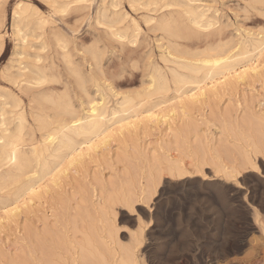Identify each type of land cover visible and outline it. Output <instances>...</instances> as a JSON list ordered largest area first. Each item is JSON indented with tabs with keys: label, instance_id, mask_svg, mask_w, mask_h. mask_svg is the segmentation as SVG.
<instances>
[{
	"label": "rangeland",
	"instance_id": "1",
	"mask_svg": "<svg viewBox=\"0 0 264 264\" xmlns=\"http://www.w3.org/2000/svg\"><path fill=\"white\" fill-rule=\"evenodd\" d=\"M18 4L28 7L23 15L26 19L19 22L12 18V10ZM187 7L208 13L211 25L192 26L185 11ZM119 29L124 35L123 42L116 40L117 36L112 33ZM263 36L264 0H178V3L176 0H103V5L101 0H1L0 109L2 106L6 112L3 116L0 113V119H5L3 126L0 125V135L3 127L14 130L17 117L22 114V141L18 147L26 154L32 156V148L40 139L45 123L50 121L47 128H51L59 118L71 119L59 112V105L67 106L73 116H82L91 100H101L105 103L107 118L115 121L124 116L119 105L122 96L136 98L138 94L137 97L147 100L146 108L156 104L153 111L160 112L156 116L141 114L136 122L130 118L113 124V131L79 162L63 164L59 174L52 178L46 175L37 194L25 190L29 185H37L31 173L22 177V181L0 177V264H103L102 259L109 261L113 257L103 242L113 245L110 234L114 230L118 231L116 241L125 242L130 230L136 229L138 219L142 218L146 230L141 252L165 263L208 257L222 242L242 237L249 216L247 201L256 200L264 193L261 167L264 163V66L256 75L229 78L227 81L232 86L218 87L217 93L196 94L184 111L181 98L176 96L173 73L187 72L182 63L226 45L234 51L246 47V52L238 56L236 67L254 61L257 51L252 49L253 43ZM36 67L44 74V78L36 81L42 82L40 86L34 80ZM19 72L25 75L18 76ZM152 75L165 76L168 89L152 92L147 98L145 90ZM14 98L20 105L13 106ZM55 101L57 106L53 104ZM113 109L119 112L110 114ZM130 120L133 124L127 123ZM172 162L184 169L183 174L169 170ZM233 164L240 169L248 165L255 175L233 178L223 171H215ZM240 182L247 189L238 190ZM111 195L119 200L113 208L105 204L106 197ZM122 196L133 206L120 202ZM173 201L181 205L184 201H199L206 208L203 239L196 242L195 250L191 244L180 247L170 243L171 216L176 211ZM13 206H18V210L8 211ZM142 210L152 214L148 225ZM122 212L129 213L130 222L122 219ZM254 232L244 237L241 250L232 255L239 264L264 262L260 246L248 254L251 246L264 243L263 238L257 243L252 241L253 236H259L258 231ZM83 234L87 239L84 240ZM82 248L87 249V254Z\"/></svg>",
	"mask_w": 264,
	"mask_h": 264
},
{
	"label": "bare ground",
	"instance_id": "2",
	"mask_svg": "<svg viewBox=\"0 0 264 264\" xmlns=\"http://www.w3.org/2000/svg\"><path fill=\"white\" fill-rule=\"evenodd\" d=\"M1 1V0H0ZM45 1V0H44ZM50 1V0H49ZM102 5H103V0ZM132 1V0H131ZM140 0H138L139 2ZM154 1V0H153ZM200 1V0H199ZM3 2V1H2ZM20 2V1H19ZM48 2V1H47ZM70 2V1H69ZM134 2V1H133ZM178 3V0H176ZM25 4L24 2H22ZM28 3V2H27ZM54 3V2H53ZM66 3V2H65ZM180 3V2H179ZM194 3V2H193ZM22 5H17L13 11V17L15 21L19 22V20H22L23 18L26 19V15H24L25 11L28 7ZM52 4V3H51ZM49 4V5H51ZM135 4V3H134ZM138 4V3H137ZM144 4V3H142ZM54 5V4H53ZM83 5V4H81ZM151 5V4H150ZM161 5V4H160ZM194 5V4H193ZM192 5V6H193ZM200 5V4H199ZM29 6V5H28ZM35 6V5H34ZM168 6V5H167ZM176 6H178L176 4ZM182 6V5H181ZM203 6V4H202ZM33 7V6H31ZM30 7V8H31ZM56 7V6H55ZM101 7V6H100ZM110 7V5H109ZM206 6H204L205 8ZM38 8V7H37ZM65 8V7H64ZM86 8V7H85ZM104 9V7H102ZM99 8V9H102ZM199 8V7H198ZM39 9V8H38ZM109 9V8H108ZM59 10V9H58ZM111 10V9H109ZM184 10V9H183ZM202 10V9H201ZM205 10V9H204ZM32 11V10H31ZM34 11V10H33ZM40 11V10H38ZM37 11V13H38ZM106 11V10H105ZM118 12V10H116ZM115 11V12H116ZM186 13L188 14V20L191 22L192 26H195L197 28H203L211 25V20L209 17L204 13V11H199L195 7H187ZM42 12V11H41ZM65 13V11H63ZM114 12V13H115ZM36 13V14H37ZM103 13V11L100 12ZM163 13V12H162ZM170 13H172L170 11ZM185 13V14H186ZM261 13V12H260ZM263 13V12H262ZM28 15V14H27ZM213 15V14H211ZM41 16V15H40ZM107 16V15H105ZM119 16V14L117 15ZM125 16V15H124ZM146 16V15H145ZM29 17V16H28ZM122 17V16H121ZM169 17V16H168ZM178 17V13H177ZM177 17L175 19H177ZM103 18V17H101ZM117 18V17H116ZM180 18V16H179ZM30 19V17H29ZM118 19V18H117ZM120 19V18H119ZM127 19V18H126ZM131 19V18H129ZM161 19V18H160ZM164 19V18H163ZM13 20V21H14ZM31 20V19H30ZM29 20V22H30ZM101 20V19H99ZM104 20V19H103ZM159 20V19H158ZM163 21V20H162ZM214 21V20H213ZM12 22V21H11ZM43 22V20H42ZM45 22V21H44ZM47 22V21H46ZM45 22V25H46ZM115 22V21H114ZM119 22V21H118ZM50 23V21L48 22ZM101 23V22H100ZM104 23V22H103ZM117 23V22H116ZM122 23H123V17H122ZM133 23V22H132ZM159 23V22H158ZM165 25V22H163ZM177 23V22H176ZM14 24V23H12ZM108 24V23H107ZM121 24V23H120ZM137 24V23H136ZM172 24V23H171ZM213 24V23H212ZM106 25V23H105ZM110 25V24H109ZM167 25V24H166ZM174 25V22H173ZM177 25V24H176ZM174 25V26H176ZM22 26V24H21ZM24 26V24H23ZM109 27L108 25H106ZM128 26V25H127ZM213 26V25H212ZM19 27V26H18ZM26 27V26H25ZM40 27V25H38ZM139 27V26H138ZM163 27V26H162ZM165 27V26H164ZM167 27V26H166ZM165 27V28H166ZM15 28V27H14ZM27 28V27H26ZM164 28V29H165ZM190 28V27H189ZM34 29V28H33ZM38 29V28H37ZM17 30V29H16ZM48 30V29H47ZM191 30V29H190ZM168 31V30H167ZM182 31V29H180ZM192 31V30H191ZM220 31V28H219ZM60 32V31H59ZM179 32V31H178ZM196 32V31H195ZM213 32V31H212ZM112 33L117 36V39L122 40L124 35L119 30H113ZM169 33V32H168ZM171 33V32H170ZM176 33V31H175ZM182 35V32H180ZM52 34V33H51ZM111 34V32H110ZM130 34V33H129ZM215 34V33H214ZM250 34V33H249ZM30 35V34H29ZM43 35V34H42ZM54 35V34H52ZM57 35V32H56ZM55 35V36H56ZM62 35V34H61ZM134 35V34H133ZM176 35L179 37L176 33ZM175 35V36H176ZM183 35H185L183 33ZM187 35V34H186ZM25 36V35H24ZM28 36V35H26ZM25 36V37H26ZM45 36V35H44ZM47 36V35H46ZM45 36V37H46ZM58 36V35H57ZM127 36V35H126ZM169 36V35H168ZM175 36H173L175 38ZM251 36V35H250ZM255 36V35H254ZM33 37V36H32ZM40 37V36H38ZM112 37V36H111ZM171 37V36H170ZM183 37V36H182ZM31 38V36H30ZM50 38V37H49ZM135 38V36H134ZM250 38V37H249ZM257 38V37H256ZM254 38V39H256ZM21 39V38H20ZM28 39V38H27ZM36 39V38H35ZM34 39V40H35ZM46 39V38H45ZM53 39V38H52ZM252 39V37H251ZM55 40V38H54ZM242 40V39H241ZM253 40V39H252ZM258 40V39H257ZM19 41V40H18ZM22 41V40H21ZM135 41V39H134ZM96 42V41H95ZM131 42V41H130ZM129 42V43H130ZM168 42V41H167ZM30 43V42H29ZM48 43V41L46 42ZM57 43V41H56ZM117 43V42H116ZM172 43V42H171ZM27 44V43H26ZM23 45V44H22ZM21 45V46H22ZM50 47V45L47 44V47ZM56 46V44H55ZM120 46V45H119ZM252 49L257 51V58L254 59V61H248L240 65L239 67H236V61L238 59V56L242 55L243 52H246V47H238L236 51L233 50L232 47H226L222 46L218 50L213 52H206L204 54H201L200 56L197 55L198 58L195 60H187L185 63H182L183 69L187 70V72H174L173 73V81L175 84V92L177 93L176 96L181 98V109L184 111L185 108H187L186 105H190L189 102L190 99H193V97L196 96V94H202V95H209V93L212 94V92L217 93L218 87H224V86H232V83L227 81L229 78H243L250 74H258L259 69L264 66V36L261 37L258 41L253 43ZM27 47V46H26ZM30 47V46H29ZM33 47V46H32ZM67 47V46H66ZM90 47V46H89ZM169 47V46H168ZM3 48V41L0 39V52ZM25 48V46H24ZM35 48V47H34ZM33 48V49H34ZM218 48V47H217ZM216 48V49H217ZM37 49V48H36ZM35 49V50H36ZM42 49V46H41ZM62 49V48H61ZM64 49V46H63ZM18 50V48H17ZM38 50V49H37ZM83 50V49H82ZM92 50V49H91ZM178 50V49H177ZM245 50V51H243ZM25 51V50H24ZM42 51V50H40ZM44 51V47H43ZM97 51V48H96ZM94 51V53H96ZM212 51V48H211ZM29 52V51H28ZM49 52V51H48ZM173 53L172 51H170ZM179 52V51H178ZM21 53V52H20ZM27 53V52H25ZM32 53V52H30ZM67 53V52H66ZM44 55V54H43ZM97 55V54H96ZM95 55V56H96ZM169 55V54H168ZM20 56V55H18ZM26 56V54H25ZM37 56V55H36ZM35 56V57H36ZM67 56V55H66ZM69 56V55H68ZM91 56V55H90ZM180 57V55L178 54ZM182 56V55H181ZM185 56V55H183ZM195 56V55H194ZM30 57V56H29ZM34 56L32 55V58ZM98 57V56H97ZM96 57V58H97ZM56 58V57H55ZM176 58V57H175ZM191 58V57H190ZM240 58V57H239ZM13 59V58H12ZM41 59V58H37ZM36 59V60H37ZM99 59V58H98ZM97 59V60H98ZM181 57L178 59L180 60ZM184 59V57H183ZM19 60V59H18ZM24 60V59H23ZM45 60V59H44ZM259 60V61H258ZM46 61V60H45ZM94 61V60H93ZM176 61V60H175ZM173 61V62H175ZM12 62V61H11ZM10 62V63H11ZM32 62V61H31ZM258 62V63H256ZM40 63V61H38ZM94 63V62H93ZM95 64V63H94ZM176 64V63H175ZM16 66V65H15ZM21 66V65H20ZM98 66V65H97ZM15 68V67H14ZM25 68V67H24ZM29 68V67H28ZM98 68V67H97ZM239 68L240 70L237 71ZM174 69V68H173ZM25 70V69H24ZM175 70V69H174ZM233 70L234 73H230V71ZM21 71V70H20ZM29 71H31L29 69ZM37 76L34 77L35 82L38 80H41L44 78V74L42 73L41 68L36 67ZM28 72V71H26ZM15 73V69L14 72ZM52 73V72H51ZM33 74V73H32ZM31 74V75H32ZM36 74V72H35ZM70 74V72H69ZM165 74V73H164ZM231 74V75H230ZM10 75V74H9ZM25 75L24 72H19L18 76ZM54 75V74H53ZM71 75V74H70ZM28 76V75H27ZM35 76V75H34ZM168 76V75H167ZM9 77V76H8ZM12 77V76H11ZM31 77V76H30ZM48 77V76H47ZM15 78V77H14ZM79 78V77H76ZM93 78V77H92ZM5 79V78H4ZM95 79V77H94ZM12 80V79H11ZM31 80H33L31 78ZM57 80V79H56ZM75 80V79H74ZM84 80V79H83ZM7 81V80H6ZM26 82L29 81V79L25 80ZM37 81V82H38ZM53 81H55L53 79ZM52 81V82H53ZM86 81V79H85ZM11 82V81H10ZM23 82V81H22ZM33 82V81H32ZM36 82V83H37ZM80 83V80L78 81ZM83 82V81H82ZM87 82V81H86ZM8 83V82H7ZM20 83V82H19ZM42 82H40L41 84ZM49 83V82H48ZM61 83V80H60ZM84 83V82H83ZM15 84V83H14ZM34 84V83H33ZM38 84V83H37ZM36 84V86H37ZM38 84V86H40ZM19 85V84H18ZM43 85V84H42ZM47 85V84H46ZM83 85V84H82ZM80 85V86H82ZM28 86V85H27ZM32 86V84H31ZM49 86V85H48ZM79 86V85H78ZM86 86V85H85ZM84 86V87H85ZM19 87V86H18ZM23 87V86H22ZM20 87V88H22ZM148 88L145 90V96L148 98L150 97L152 92H164L168 89V82L165 76H151L150 84L147 86ZM41 88V87H40ZM66 88V87H64ZM8 89V88H7ZM32 89V88H30ZM36 89V87H34ZM22 90V89H21ZM37 90V89H36ZM85 90V89H84ZM9 91V89L7 90ZM41 91V89H40ZM38 91V92H40ZM23 92V91H22ZM28 92V91H27ZM5 93V92H4ZM13 93V92H12ZM24 93V92H23ZM21 94V93H20ZM27 94V93H26ZM36 94V93H35ZM35 94H33L35 96ZM51 95V94H50ZM58 95V94H57ZM66 95V93H65ZM138 95V94H137ZM132 97V95H123L122 99L120 101V111L121 113H124V116L118 117L117 120H112L111 118H107V109L105 107V103L103 101L94 102V100L89 102L88 109L85 111V113L82 116H73V111H71L67 106L56 105L59 110V112L68 114L70 116V120H67L65 118H59L55 120L53 127L47 128L48 123H45L43 125V133L41 134V137L39 140H36L35 146L32 148V156H29L26 154L22 148L20 149L18 147L19 141L21 140V129H22V117L19 114L18 123L16 124L14 130H8L7 128L3 127L1 128V135H0V177H7L16 179L17 181H22V177L27 176V174L31 173L30 176L34 177L35 184L37 185L34 187V185H29L25 188V190L29 191L30 193H36L41 188V180L46 176L50 175V178L56 176L59 174L60 167L67 163L66 165L70 163L79 162V159L82 158V156L87 153L90 149L96 148L97 144L99 142H102L103 139H105L111 131H113V124L121 122L123 120L133 118V122L136 120V118H140L141 114L146 113L147 116H156L160 110L153 111L155 105L149 106L146 108L145 103L147 102L146 99L141 98L140 96ZM3 96V95H2ZM31 96V95H30ZM33 96V97H34ZM38 97V96H37ZM42 97V95H41ZM31 98V97H30ZM45 98V97H43ZM48 98V97H47ZM69 98V97H68ZM90 98V97H89ZM3 99V97H2ZM42 99V98H41ZM54 99V98H53ZM154 99V98H153ZM45 100V99H43ZM51 100V97H50ZM56 100V99H55ZM146 100V101H145ZM34 101V100H33ZM41 101V100H40ZM52 101V100H51ZM63 101V100H62ZM61 101V102H62ZM60 102V101H59ZM58 102V103H59ZM41 103V102H40ZM3 104H6L3 102ZM13 106L20 105L17 98L12 99ZM34 104V103H32ZM65 104V103H64ZM54 105V106H55ZM116 105H118L116 103ZM7 106V105H6ZM38 106V104H37ZM51 106V105H50ZM71 106V105H70ZM49 107V106H48ZM53 107V106H51ZM8 108V107H7ZM10 108V107H9ZM17 108V107H15ZM14 108V109H15ZM22 108V107H21ZM31 108V107H30ZM44 108V106L42 107ZM56 108V107H55ZM36 109V107H35ZM54 109V108H53ZM20 110V109H19ZM22 110V109H21ZM34 110V109H33ZM37 110V109H36ZM55 110V109H54ZM0 113L3 116L5 111V108L1 106ZM24 111V110H23ZM41 111V110H40ZM81 111V110H80ZM84 111V110H83ZM12 112V111H11ZM14 112V111H13ZM12 112V113H13ZM110 114L114 115L116 112H119L116 109H113L109 111ZM17 113V112H16ZM22 113V112H21ZM52 113V112H51ZM9 114V113H8ZM11 114V113H10ZM35 114V113H34ZM15 115V113H14ZM18 115V113H17ZM37 115V114H35ZM44 115V114H43ZM55 115V114H54ZM120 115V113H119ZM118 115V116H119ZM49 116V115H48ZM68 116V117H69ZM55 117V116H54ZM117 117V116H116ZM2 118V117H1ZM6 118V117H5ZM152 118V117H150ZM16 119V117H15ZM16 119V120H17ZM111 119V123L109 122ZM40 120V119H37ZM50 120V119H49ZM132 120L128 121L127 123H131ZM1 123L0 125L3 126L5 123V119H0ZM7 121V120H6ZM42 120H40L41 122ZM46 121V120H45ZM44 121V122H45ZM48 121V120H47ZM46 121V122H47ZM113 121V122H112ZM133 122L131 124H133ZM136 122V121H135ZM11 123V122H10ZM52 123V124H53ZM126 123V122H125ZM9 124V123H8ZM33 136V135H32ZM23 137V136H22ZM30 140V139H29ZM22 141V140H21ZM84 145H86L84 147ZM255 151V150H254ZM259 152V151H258ZM249 159V158H248ZM251 159V158H250ZM254 162V161H253ZM262 162V161H261ZM249 163V162H248ZM251 163L252 168H256L255 165ZM169 170H174L177 174H183L182 169L177 162H172L169 164ZM223 165V164H222ZM226 165V164H225ZM242 165V163H241ZM240 165V166H241ZM250 165V164H249ZM248 165H243L240 169L239 166L236 164L231 165L230 167L222 166L220 169L217 166V171H223L224 173L229 174L233 178L237 177H250L251 175H255L251 172V170L248 168ZM261 167L264 169V163L262 162ZM165 169V167H164ZM184 170V169H183ZM249 172V173H247ZM173 174V171L171 172ZM175 174V173H174ZM29 176V175H28ZM59 176V175H58ZM229 176V177H230ZM257 176V175H256ZM151 177V176H150ZM264 177V176H263ZM249 179V178H248ZM26 180V179H24ZM56 180V179H55ZM54 180V181H55ZM243 181V180H242ZM52 182V181H51ZM147 182V181H146ZM220 182V181H219ZM27 183V182H26ZM31 183V182H30ZM154 183V182H153ZM126 184V183H125ZM155 184V183H154ZM260 184V183H259ZM1 185V184H0ZM262 185V184H261ZM43 187V186H42ZM153 187V186H152ZM127 186V190H128ZM241 188H245L246 184L244 182H240L238 190H241ZM142 189V188H141ZM235 189V188H234ZM24 190V192H25ZM131 190V189H130ZM263 190V189H262ZM13 192V191H12ZM126 192V191H125ZM14 193V192H13ZM251 193V192H250ZM2 194V193H1ZM29 194V193H28ZM129 195V194H128ZM113 195L107 196L105 199V204L113 208L114 204L116 203V200H118L117 196L114 197ZM7 198V197H6ZM32 198V197H31ZM247 198V197H246ZM253 198V197H252ZM30 200V198H29ZM133 200V198H132ZM119 201V200H118ZM6 202V201H5ZM120 202H124L126 206H133V204L130 202L128 198H125L124 196L120 197ZM5 204V203H4ZM27 204V203H26ZM248 209L246 211L248 212V221L246 223V226L244 230V235L240 238H233L226 240L222 242L217 248H215L214 251L210 252L208 257L195 259L192 258L191 260H185L181 259L180 261L175 263H165L159 259H155L154 257L148 256L145 254V252H141V245L145 242L143 233L145 232L146 228L142 226V223L144 221L142 219H138V226L134 230H130V234L126 238L125 242H119L116 241V235L118 233L117 230H114L111 234L108 230V234H110V239H112V246H109L108 243L103 242V244H106V251L113 256L112 262L109 263V261L105 259H102L103 264H239L237 260L232 256L234 253L241 250L244 237L247 235H254V231L259 232V236H253L252 241H255L257 243L259 238L264 239V193H261L256 200L255 199H248L247 201ZM3 207V205H2ZM6 207V206H5ZM8 207V206H7ZM107 207V206H106ZM109 207V208H110ZM18 206H13L12 209H9L8 211L13 212L18 210ZM103 209V208H102ZM142 209V208H141ZM121 210V209H120ZM101 211V209H100ZM123 211V210H122ZM143 211V212H142ZM141 213H144V216H146V223L148 225L149 222L152 220V214L150 211L142 210ZM81 214V213H80ZM122 219H125V221L131 220V217L129 216V213H121ZM83 215V214H82ZM139 215V214H138ZM139 217V216H138ZM141 217V216H140ZM91 218V217H90ZM94 220V219H93ZM108 223V222H107ZM87 224V223H86ZM132 225V224H131ZM145 225V224H144ZM148 227V226H147ZM242 227V225H241ZM119 229V228H118ZM84 230V229H83ZM88 230V229H87ZM94 231V230H93ZM92 231V232H93ZM123 231V230H122ZM91 232V231H90ZM128 232V231H127ZM150 232V231H149ZM152 233V232H151ZM107 234V235H108ZM125 234V233H124ZM154 234V233H153ZM82 235V234H81ZM55 237V235H53ZM85 236L84 240L87 239L86 235L83 234V237ZM50 237V236H49ZM88 237V235H87ZM109 237V236H108ZM88 239H90L88 237ZM251 239V238H250ZM102 240V239H101ZM104 240V239H103ZM58 242V241H57ZM87 242V240H86ZM47 243V241H46ZM260 243V242H259ZM103 245V246H104ZM44 246V245H43ZM88 246V245H87ZM92 246V245H91ZM257 246H260V248L264 251V243L262 244H256L254 246H251V251L248 252V254L252 253V250H254ZM99 247V246H98ZM104 248V247H103ZM93 249V247H92ZM82 250H85V248ZM87 250V249H86ZM86 250L84 251L86 253ZM101 250V249H100ZM144 250V249H143ZM149 250V249H148ZM68 252V251H67ZM79 252V251H78ZM89 252V251H87ZM104 252V251H103ZM84 253V254H85ZM107 253V254H108ZM150 253V252H149ZM80 254V253H79ZM87 254V253H86ZM92 255H94L92 253ZM101 255V253H100ZM103 255V254H102ZM146 255V256H145ZM253 255V254H252ZM61 256V255H60ZM83 256V255H82ZM86 256V255H85ZM106 256V255H105ZM109 256V255H108ZM52 257V256H51ZM56 257V256H55ZM181 258V257H180ZM264 259V258H263ZM84 261V259H81ZM100 260V259H99ZM86 261V260H85ZM94 261V260H93ZM101 261V260H100ZM48 262V261H47ZM53 262V261H52ZM55 262V261H54ZM81 262V261H80ZM87 262V261H86ZM264 264V262H263Z\"/></svg>",
	"mask_w": 264,
	"mask_h": 264
},
{
	"label": "snow or ice",
	"instance_id": "3",
	"mask_svg": "<svg viewBox=\"0 0 264 264\" xmlns=\"http://www.w3.org/2000/svg\"><path fill=\"white\" fill-rule=\"evenodd\" d=\"M214 202L218 203V200L214 198ZM173 209L176 211L171 216L173 231L170 243L180 247L191 244L195 250L196 242L203 239L204 221L207 219L205 206L199 201H184L183 205L173 201Z\"/></svg>",
	"mask_w": 264,
	"mask_h": 264
}]
</instances>
